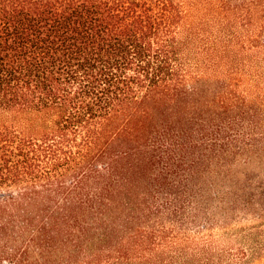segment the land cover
Returning a JSON list of instances; mask_svg holds the SVG:
<instances>
[{"label": "trees", "instance_id": "trees-1", "mask_svg": "<svg viewBox=\"0 0 264 264\" xmlns=\"http://www.w3.org/2000/svg\"><path fill=\"white\" fill-rule=\"evenodd\" d=\"M0 115V264H264V0H0Z\"/></svg>", "mask_w": 264, "mask_h": 264}, {"label": "rangeland", "instance_id": "rangeland-1", "mask_svg": "<svg viewBox=\"0 0 264 264\" xmlns=\"http://www.w3.org/2000/svg\"><path fill=\"white\" fill-rule=\"evenodd\" d=\"M198 9L196 8V12H197V15H198V11H197ZM203 13L201 12L199 15H198V18H196V17H194V16H192L193 17V23L195 24V26H197V25H199L200 27H204V23H202L201 22V20H200V16L202 15ZM206 32H207V37H206V39L205 40H202V38H198L197 39V42H196V45H200V43L202 44L203 43V41H205L204 43H207L208 42V39H209V37L212 35V33H210V32H212V28L214 27V24L213 23H211V24H207L206 26ZM4 116H1L0 115V123L4 120V118H3ZM249 226H246V224H241V226H238L237 228H236V230H234L232 233H230V234H226L227 236H224V241L227 243V242H229V243H235V245L236 246H241V245H245L246 244V240H247V236L245 235V233L246 232H244L243 233V230L244 229H248L249 230V228H248ZM262 229H264V227L262 228ZM255 236H257V235H254L253 237H254V241H253V237H252V242H253V244L254 243H256L257 244V241H256V237ZM248 246V245H247Z\"/></svg>", "mask_w": 264, "mask_h": 264}]
</instances>
